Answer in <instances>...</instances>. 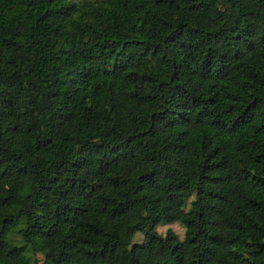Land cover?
Returning a JSON list of instances; mask_svg holds the SVG:
<instances>
[{
	"label": "trees",
	"instance_id": "1",
	"mask_svg": "<svg viewBox=\"0 0 264 264\" xmlns=\"http://www.w3.org/2000/svg\"><path fill=\"white\" fill-rule=\"evenodd\" d=\"M0 264H264V0H0Z\"/></svg>",
	"mask_w": 264,
	"mask_h": 264
},
{
	"label": "rangeland",
	"instance_id": "2",
	"mask_svg": "<svg viewBox=\"0 0 264 264\" xmlns=\"http://www.w3.org/2000/svg\"><path fill=\"white\" fill-rule=\"evenodd\" d=\"M166 228H170V229H172V230L176 233V235L178 236L179 239L182 237V234H183V228H182L178 223H176V222H173V223H171V224H167V225H158V226L156 227V231H157L159 234H162V233L165 231ZM141 240H142V236H141V234H139V233H136V234L133 236V238H132V242H133V243H134V242H140ZM147 249H148V251H149L150 253L154 254L155 256H158V257H160V258H164V257L166 258L165 253H160V252L157 250V248L155 247V245L150 244V245L147 246ZM28 255L30 256L31 259H34V260H36V261H38V262H40L41 259H42V257H41L39 254H33V255H32V254H29V253H28Z\"/></svg>",
	"mask_w": 264,
	"mask_h": 264
}]
</instances>
